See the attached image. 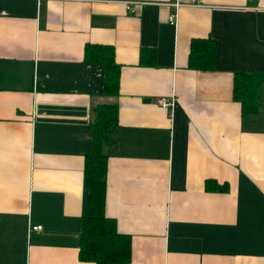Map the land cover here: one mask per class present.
Listing matches in <instances>:
<instances>
[{"label": "crops", "instance_id": "crops-1", "mask_svg": "<svg viewBox=\"0 0 264 264\" xmlns=\"http://www.w3.org/2000/svg\"><path fill=\"white\" fill-rule=\"evenodd\" d=\"M208 39L214 70L189 69ZM86 45L112 50L115 96ZM237 72L264 76V0H0V264H93L78 246L102 105L117 108L104 214L127 264H264V78L242 116Z\"/></svg>", "mask_w": 264, "mask_h": 264}, {"label": "trees", "instance_id": "trees-1", "mask_svg": "<svg viewBox=\"0 0 264 264\" xmlns=\"http://www.w3.org/2000/svg\"><path fill=\"white\" fill-rule=\"evenodd\" d=\"M109 47L86 45L83 49L85 63L103 68L102 93L115 96L118 87V67L114 64ZM215 64V43L208 40H193L189 45L187 67L200 72H212ZM264 76L258 73L237 72L232 78V98L240 105L241 115L258 110L259 85ZM91 124V152L85 156L82 187L87 194V209L81 219L78 260L93 264H127L130 262V240L119 234L115 221L104 214L105 174L108 153L105 149L115 146L113 131L116 126L115 105H102L95 110ZM207 189L225 191L208 182Z\"/></svg>", "mask_w": 264, "mask_h": 264}, {"label": "built area", "instance_id": "built-area-1", "mask_svg": "<svg viewBox=\"0 0 264 264\" xmlns=\"http://www.w3.org/2000/svg\"><path fill=\"white\" fill-rule=\"evenodd\" d=\"M176 6V5H175ZM132 12V10H131ZM167 22L169 24L173 23V16L169 15ZM157 106L162 109V110H167L168 108H171L173 106V101L170 99H167L166 97H159L156 101ZM30 231H39L40 227L36 226V227H31L29 229Z\"/></svg>", "mask_w": 264, "mask_h": 264}]
</instances>
